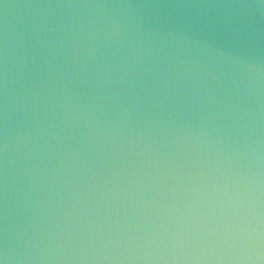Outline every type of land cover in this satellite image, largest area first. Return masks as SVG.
<instances>
[{"label":"water","instance_id":"95a60500","mask_svg":"<svg viewBox=\"0 0 264 264\" xmlns=\"http://www.w3.org/2000/svg\"><path fill=\"white\" fill-rule=\"evenodd\" d=\"M0 101L193 264H264V0H0Z\"/></svg>","mask_w":264,"mask_h":264}]
</instances>
